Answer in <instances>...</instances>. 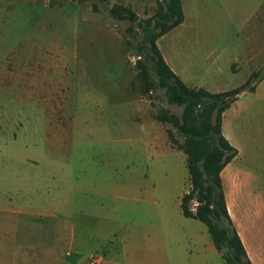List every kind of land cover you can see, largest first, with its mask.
Returning a JSON list of instances; mask_svg holds the SVG:
<instances>
[{
  "label": "rangeland",
  "instance_id": "obj_1",
  "mask_svg": "<svg viewBox=\"0 0 264 264\" xmlns=\"http://www.w3.org/2000/svg\"><path fill=\"white\" fill-rule=\"evenodd\" d=\"M191 1L159 45L212 90L259 72L255 90L224 111L222 132L239 149L234 164L263 188L264 0ZM115 4L137 20L112 18ZM159 8L0 0V264H91L94 253L104 264L163 263L179 251L171 230L183 216L186 156L156 115L180 117L183 107L148 89L134 59L137 23Z\"/></svg>",
  "mask_w": 264,
  "mask_h": 264
},
{
  "label": "trees",
  "instance_id": "obj_2",
  "mask_svg": "<svg viewBox=\"0 0 264 264\" xmlns=\"http://www.w3.org/2000/svg\"><path fill=\"white\" fill-rule=\"evenodd\" d=\"M159 1L155 14L144 24L137 23L143 36L135 53L140 57L137 68L147 80L148 89L158 86L169 104L183 107L180 117L172 113L156 115L158 121L172 126L166 128L167 137L186 155L190 188L181 197L182 213L205 224L224 264H252L226 206L221 171L236 156L237 149L222 133V115L243 91L254 90L259 72L253 71L243 84L220 92L186 86L157 46L159 37L183 21L181 0ZM108 11L116 20H137L136 14L122 4H115ZM150 74L156 82L148 78ZM193 200L198 202L194 211Z\"/></svg>",
  "mask_w": 264,
  "mask_h": 264
},
{
  "label": "crops",
  "instance_id": "obj_3",
  "mask_svg": "<svg viewBox=\"0 0 264 264\" xmlns=\"http://www.w3.org/2000/svg\"><path fill=\"white\" fill-rule=\"evenodd\" d=\"M181 5L183 10V21L177 26H181L185 23L183 0H181ZM164 35L157 39V46L168 66L186 86L190 88H204L210 92H220L226 90L209 89V87H207V81L205 78H199V80L193 81L194 78L187 75L189 73V68L180 66L175 57L169 56L168 53H166L163 48L160 47L159 40L164 37ZM237 59V57H231L229 62H233V60L236 61ZM212 82L214 81L212 80ZM167 139L168 137L166 138V143H168ZM169 146L172 149L180 150L178 148H173L170 144ZM238 156L239 149H237L236 156L229 163H227L221 171V181L224 190L226 206L229 216L237 229L239 237L251 263L264 264V187L259 188L251 182L248 177V173L245 172L243 165L240 166L239 162L234 164V159ZM189 188L190 180L188 174L187 187H183L179 191V204L181 203L182 195L186 193ZM195 221L199 220L191 217H185L183 215L182 218H180V224L172 228L171 232L173 233V236H176L174 242L175 248L177 250L179 249V251H175L172 259L166 257L164 262L160 263L156 260H153L150 256H145V258H143L138 264H224L220 253L213 245L205 224V228H202ZM200 223L202 222L200 221ZM197 225L199 232L201 231L200 236L195 235ZM178 237L179 239H177ZM94 255L100 259V264H104L105 262L107 263L108 260H106L103 255L95 253Z\"/></svg>",
  "mask_w": 264,
  "mask_h": 264
},
{
  "label": "built area",
  "instance_id": "obj_4",
  "mask_svg": "<svg viewBox=\"0 0 264 264\" xmlns=\"http://www.w3.org/2000/svg\"><path fill=\"white\" fill-rule=\"evenodd\" d=\"M139 56H135L134 59H139ZM198 206V202L196 200L192 201L191 208L194 211L195 208ZM91 264H100V259L97 256H93Z\"/></svg>",
  "mask_w": 264,
  "mask_h": 264
}]
</instances>
